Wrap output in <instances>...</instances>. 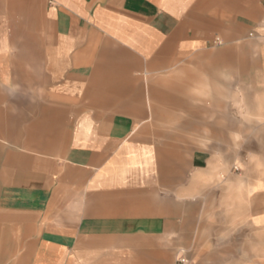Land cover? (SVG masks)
Masks as SVG:
<instances>
[{"label": "crops", "instance_id": "1", "mask_svg": "<svg viewBox=\"0 0 264 264\" xmlns=\"http://www.w3.org/2000/svg\"><path fill=\"white\" fill-rule=\"evenodd\" d=\"M249 31L264 67V0H0V264H264L260 171L170 81Z\"/></svg>", "mask_w": 264, "mask_h": 264}, {"label": "rangeland", "instance_id": "2", "mask_svg": "<svg viewBox=\"0 0 264 264\" xmlns=\"http://www.w3.org/2000/svg\"><path fill=\"white\" fill-rule=\"evenodd\" d=\"M255 34L249 31L233 45L219 38L221 45L173 66L178 74L170 81L185 87L189 102H201V140L185 146L208 150L218 162L231 153V165L239 171L245 166L260 171L243 177L264 181V67Z\"/></svg>", "mask_w": 264, "mask_h": 264}, {"label": "built area", "instance_id": "3", "mask_svg": "<svg viewBox=\"0 0 264 264\" xmlns=\"http://www.w3.org/2000/svg\"><path fill=\"white\" fill-rule=\"evenodd\" d=\"M249 36H253V34H249ZM214 45H221V40L219 38H215L213 41ZM178 264H190V262L188 261V259H186L185 257L181 256L178 259Z\"/></svg>", "mask_w": 264, "mask_h": 264}]
</instances>
